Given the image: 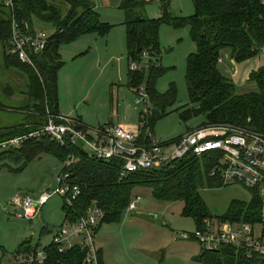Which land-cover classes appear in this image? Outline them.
Wrapping results in <instances>:
<instances>
[{"label":"trees","instance_id":"obj_1","mask_svg":"<svg viewBox=\"0 0 264 264\" xmlns=\"http://www.w3.org/2000/svg\"><path fill=\"white\" fill-rule=\"evenodd\" d=\"M12 1L11 8L6 6V0L0 3V10L2 7L10 10L7 16L0 19V43L6 69H15L24 77L26 86L20 94L28 99V104L20 109L25 112L26 121L21 125L0 128V141L36 131L48 122L49 115L59 116L58 78L65 65L60 55L62 46L87 34L105 37L111 30V26L102 21L94 0H63L66 12L49 0ZM119 1L118 9L125 15L129 87L136 90L144 85L152 105L148 114L141 112L142 141L148 142L146 135H154L155 125L171 114L170 110L178 101L175 85L164 94L157 90L158 80L165 73L164 68L158 65L161 61L160 30L163 25L176 30L188 27L197 49L187 59L189 103L174 111L179 114L182 123L186 125L198 120L201 127L237 128L264 136V65L250 76L254 89L238 93L234 82L222 73L219 64L226 50L238 64L258 57L256 49L264 48L263 0H192L194 14L190 17L175 16L171 9L172 0H160L162 16L159 19L148 17L149 0ZM14 23L23 33L33 34L36 30L53 32L46 50L30 55L32 65L10 54ZM145 53L148 60L143 59ZM133 63L139 64L141 69L133 71ZM42 155H52L62 163V174H68L70 185L80 191V196L72 204L62 198L65 223H77L93 207L105 213L96 236L104 224L121 220L130 204L143 192H150L160 202H182V216L193 219L197 230L205 227L206 220L214 224L261 223L262 200L258 189H248L250 202L235 200L224 215L211 214L201 191L224 188L219 178L211 176L220 157L215 152L200 157L188 155L161 171L132 173L121 180L124 165L121 160L90 158L78 147L62 148L46 137L31 140L21 149L1 152L0 168L16 164L21 171ZM71 158L75 159L73 164L66 166ZM9 169L18 172L17 169ZM39 250L46 253L43 264H83L86 256L80 246L61 253L53 243L46 247L37 245L36 248L30 244L22 245L14 256L31 255ZM197 261L201 264H264V259H249L243 251L238 252L235 248H222L219 252L202 249ZM99 264H104L101 250Z\"/></svg>","mask_w":264,"mask_h":264},{"label":"rangeland","instance_id":"obj_2","mask_svg":"<svg viewBox=\"0 0 264 264\" xmlns=\"http://www.w3.org/2000/svg\"><path fill=\"white\" fill-rule=\"evenodd\" d=\"M94 1L102 21L109 24L111 30L105 37L87 34L62 46L60 55L65 65L58 78L60 114L73 119L80 115L91 129L109 124L136 130L141 126L140 117L145 105H136V90L128 83L125 15L117 9L119 0ZM49 2L61 11H67L63 0ZM149 2L148 17L159 19L162 16L160 0ZM171 9L175 16L194 14L192 0H172ZM9 11L2 7L0 19ZM160 42L162 53L158 65L165 73L158 80L157 90L164 94L175 85L178 101L170 110L171 114L159 121L153 131L156 139L170 144L198 128L201 122L196 120L185 125L174 112L189 103L187 59L197 49L188 27L176 30L163 25ZM221 56L224 60L221 71L234 82L238 93L254 89L248 78L264 65L263 55L241 64L232 60L229 50ZM147 72L149 76V70ZM25 86L24 77L17 70L6 69L0 43V128L26 121L25 112L20 111L28 104V99L20 94ZM9 167L0 168V264H18L14 255L22 245L30 244L32 248L50 245L65 223L64 201L59 195L53 196L32 219L20 215L22 208L15 203L17 198L37 202L44 194L53 193L56 180L63 172V164L52 155H42L21 171L19 165L9 164ZM201 195L213 216L224 215L235 200H251L249 190L239 186L203 189ZM139 197L142 200L137 211L100 228L97 243L102 247L104 264H201L197 261L201 245L193 239L180 237L182 233L197 231L195 221L182 216L183 203L160 202L150 192H143ZM215 226L221 225L216 223ZM175 233L179 236L176 237Z\"/></svg>","mask_w":264,"mask_h":264},{"label":"built area","instance_id":"obj_3","mask_svg":"<svg viewBox=\"0 0 264 264\" xmlns=\"http://www.w3.org/2000/svg\"><path fill=\"white\" fill-rule=\"evenodd\" d=\"M264 4V0H263ZM7 7H13L12 0H6ZM28 30V26H26ZM53 32L36 30L33 34L23 33L14 23L10 40V54L17 56L26 64L32 65L31 54H39L46 50ZM258 56L263 55L264 48H257ZM148 54L143 55L148 60ZM219 64H224L221 58ZM133 71L141 67L137 63L131 65ZM250 82V77L248 78ZM136 105H145L143 112L149 113L152 108L145 86L136 89ZM143 124L136 130L122 126L104 125L98 129H91L83 122L71 117L48 116V122L40 129L0 141V153L12 149H21L31 140H42L46 137L56 142L62 148L78 147L86 152L90 158L103 161L121 160L124 165L120 174L121 180L132 173L161 171L172 166L175 162L188 155L202 156L212 152L220 157L211 176L219 178L224 187H244L258 189L261 200V223L232 224L223 223L215 226L211 220L205 221V227L195 233H182L185 240H194L204 251L219 252L222 248H235L243 251L249 259H264V136L242 129L229 127L199 126L182 136L178 143L165 144L150 133L142 141ZM144 139V138H143ZM173 146V147H172ZM74 158L67 161L66 166L74 162ZM59 195L68 204H72L80 191L71 186L69 175L61 174L56 180L53 193L44 194L37 202L30 198H17V203L23 216L35 218L42 206L53 196ZM142 199L136 198L127 209L125 215L135 212ZM21 215V213H20ZM105 213L99 208H90L87 216L75 224L68 222L57 231L52 243L61 253L80 246L85 252L83 264H99V249L96 244V232ZM176 237L178 233L174 234ZM18 264L37 262L43 264L46 253L43 250L35 254H21L15 257Z\"/></svg>","mask_w":264,"mask_h":264},{"label":"crops","instance_id":"obj_4","mask_svg":"<svg viewBox=\"0 0 264 264\" xmlns=\"http://www.w3.org/2000/svg\"><path fill=\"white\" fill-rule=\"evenodd\" d=\"M118 9V8H117ZM119 10V9H118ZM97 11H98V8H97ZM65 112H68V110L67 109H65L64 110ZM61 113V112H60ZM68 114H70V111H69V113ZM79 118H77V120H79V121H81V122H85L86 124H88L89 125V123L86 121V119L84 118V117H80V115L78 116ZM84 123V124H85ZM85 124V125H86ZM86 125L87 127H89V126H91V125ZM90 128V127H89ZM128 129H129V127H127ZM97 238H98V234H97V236H96V244H97V247H98V249L99 250H101L102 251V254H103V250H102V247L97 243ZM201 250H202V248H201V246L199 247V250H198V253L200 252L201 253Z\"/></svg>","mask_w":264,"mask_h":264},{"label":"water","instance_id":"obj_5","mask_svg":"<svg viewBox=\"0 0 264 264\" xmlns=\"http://www.w3.org/2000/svg\"><path fill=\"white\" fill-rule=\"evenodd\" d=\"M21 213V215H23V212H20Z\"/></svg>","mask_w":264,"mask_h":264}]
</instances>
